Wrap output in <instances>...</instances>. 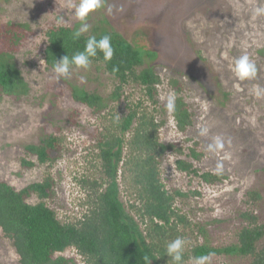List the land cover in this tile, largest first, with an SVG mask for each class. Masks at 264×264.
Instances as JSON below:
<instances>
[{"label":"rangeland","instance_id":"rangeland-1","mask_svg":"<svg viewBox=\"0 0 264 264\" xmlns=\"http://www.w3.org/2000/svg\"><path fill=\"white\" fill-rule=\"evenodd\" d=\"M77 3L78 0H0V23L25 22L28 26L13 57L28 92L19 100L5 96L0 99V179L19 190L44 176L51 177L52 192L40 199L61 222L75 221L87 208L93 188L86 181L99 182L101 175L96 142L111 116L124 114L137 102L152 109L136 84L124 85L120 98L108 99L106 108L97 114L73 101V85L96 91L103 98L114 89L115 79L97 64L91 63L88 69L74 68L68 79L54 78L53 68L43 61L44 31L51 24L80 27L73 8ZM257 7H264V0H104V6L91 12L86 21L92 27L105 19L130 44L155 53L153 58L144 53L143 57L144 64L159 74L160 103L173 93L167 84L169 77L183 84L191 124L183 131L177 129L172 114L166 110L158 135L162 142L182 148L179 156L167 152L160 170L167 187L186 193L174 202L177 212L193 225L189 228L193 232L185 229V249L203 240L211 246L235 241V230L244 223L239 214L244 211L252 212L256 221L264 224V95L255 94L257 87L264 88V15H254ZM244 54L257 67L254 79L240 80L232 71L234 60ZM71 114L77 124L70 123ZM55 126L63 137L55 161L50 165L22 166L24 145L37 143L43 134L55 131ZM201 127L209 129L207 136L199 135ZM216 136L230 143L213 154L207 145ZM189 147L201 151L199 159L186 156ZM176 158L189 160L200 173H214L217 162L222 161L221 181L207 184L179 172L174 167ZM120 187L126 206L133 197L125 192L124 183ZM252 190L259 193L258 199L248 196ZM38 200L37 195L28 198L30 203ZM198 226L204 236L199 235ZM62 254L75 264H84L72 248ZM247 262L248 258L215 254L210 260V264ZM0 264H20L13 245L1 232ZM182 264H194V260L188 258Z\"/></svg>","mask_w":264,"mask_h":264},{"label":"trees","instance_id":"trees-1","mask_svg":"<svg viewBox=\"0 0 264 264\" xmlns=\"http://www.w3.org/2000/svg\"><path fill=\"white\" fill-rule=\"evenodd\" d=\"M27 27L25 22L0 23V99L5 96L15 101L28 92L13 58L22 45ZM77 28V24H51L44 31L42 55L46 66L53 68L55 59L83 51L89 36L99 39L110 34L114 48L112 60L105 62L98 52L91 63L100 65L116 84L107 98L96 91L70 86L72 100L97 114L106 108L108 99L120 98L124 85L136 84L144 91L152 109L143 108L137 102L130 105L119 120L112 115L111 122L104 125L96 142L101 167L99 182L86 181L93 192L88 197L85 212L73 222H61L56 212L41 200L52 192L51 177L44 176L41 181L19 190L0 179V232L13 245L20 264H75L71 257L62 254L68 248L74 249L84 264H174L166 255L168 242L184 238L185 229L190 232L193 229H189L192 224L174 207L175 199L186 193L167 187L161 176L160 166L165 154L169 151L181 154L182 148L176 143L162 142L158 135L166 112L165 103L157 100L161 80L151 65L144 64L143 57L144 53L153 58L155 53L143 51L142 45L130 44L110 28L105 19H99L88 32L74 40L72 32ZM167 84L177 97L172 118L177 129L183 131L191 124L183 84L174 76L168 78ZM72 114L69 121L77 124ZM54 128L55 131L46 132L37 143L24 145L26 157L20 158L22 166L50 165L55 161L61 152L63 137L59 128ZM187 149L189 158L197 160L202 155L194 147ZM174 167L207 184L222 178L208 171L200 173L189 160L182 158L175 159ZM122 183L125 192L133 197L126 206L121 198ZM32 195H37L39 200L28 202ZM248 196L253 200L260 197L255 190L249 191ZM239 216L244 223L235 230V241L224 246H211L205 240L195 243L184 250L183 261L215 254L248 258L247 264H264V224L258 223L252 212L244 211ZM196 230L204 236L201 227Z\"/></svg>","mask_w":264,"mask_h":264},{"label":"clouds","instance_id":"clouds-1","mask_svg":"<svg viewBox=\"0 0 264 264\" xmlns=\"http://www.w3.org/2000/svg\"><path fill=\"white\" fill-rule=\"evenodd\" d=\"M103 6L104 0H78V3L73 5L74 14L81 22L80 27L72 32V38L74 40L79 39L84 33L89 31L90 25L86 23L89 14ZM109 11H111V9H109ZM254 15H264V7H257L254 9ZM98 52L102 53L105 62L112 60L114 48L112 46V37L110 34H105L99 39H97L95 35H91L87 38L83 51L76 52L71 57L64 55L59 60L55 59V63L53 64L54 78L57 81L68 79L71 77L74 68L88 69L91 65L92 58L96 57ZM114 71H116V69H114ZM232 71L240 80H251L257 75V67L247 54L241 55L234 60ZM255 94L258 97L264 95V88L257 87L255 89ZM176 99L175 93H171L165 98V107L169 113H174L176 111ZM117 120H119V115L117 116ZM208 133L209 129L207 127H201L199 129V135L201 136H207ZM226 143H230V141H226L222 136H216L213 138L212 142L207 145V150L213 154L221 152L224 150ZM223 172V162L218 161L214 169V174L222 175ZM185 243L186 241L180 237L168 242L166 246V255L171 258L174 264H182ZM211 255L212 254L194 257V264H210Z\"/></svg>","mask_w":264,"mask_h":264}]
</instances>
